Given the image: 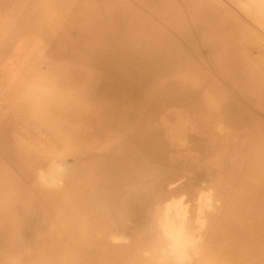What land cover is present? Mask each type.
<instances>
[{
  "label": "rangeland",
  "instance_id": "374dc122",
  "mask_svg": "<svg viewBox=\"0 0 264 264\" xmlns=\"http://www.w3.org/2000/svg\"><path fill=\"white\" fill-rule=\"evenodd\" d=\"M245 1L244 9L245 4L255 9L254 0ZM34 2L0 0V45L7 36L17 33L21 38V43L3 49L0 58V171L26 187L40 186L37 177L31 178L36 154L56 147L10 106L29 76H51L55 64L46 57L54 39L25 38L26 27H32L35 20L30 14ZM56 5L72 13L69 24L78 34L74 43L81 45L88 33L93 42L98 34L108 37L99 50L113 73L101 71L99 82L111 89L114 84L117 90L115 98H107L108 91L100 89V113L120 105L121 116H126L121 118L118 108L117 115L105 118L96 113V120H89L86 127L77 124L76 142L90 146L105 131L114 137L115 122H125L121 129L130 127L122 135L118 126L116 149L97 156V146H93L82 154L88 156L86 161L75 156L66 164L58 163L59 186L51 188L61 192L68 179L64 172L70 171L72 182L86 183L99 210L98 221L93 222L96 228L106 215L103 221L114 225L110 235L118 236L114 241L118 245L96 252L95 259L86 250L98 242L106 246L107 238L93 237L88 249H79L86 251L81 258L88 259L81 264H97L98 259L99 264L109 259L108 264H202L209 252L219 249L221 238V245L228 241L237 264H263L264 248L251 249L250 255L243 250L252 241L251 232L262 227L259 218H264V208L254 217L256 206L251 205L259 202L264 191L260 180L264 176V66L246 50L244 40L258 34L250 36L251 24L224 0H57ZM64 20L59 16L58 26ZM13 26L15 32L10 29ZM58 58L71 57L67 50ZM76 70L67 76L81 81ZM56 78L67 79L62 71ZM183 168L192 174L183 175ZM173 175L178 176L174 182L170 180ZM40 187L21 190L44 192ZM207 187L209 191L201 192ZM18 204L15 216L0 210V264H70L68 258L60 262L50 255L45 243H34L38 240L32 235L45 222L28 220L30 212L23 208L29 204ZM160 218L168 225L165 229L158 224ZM177 249L185 253L184 259L175 258Z\"/></svg>",
  "mask_w": 264,
  "mask_h": 264
},
{
  "label": "bare ground",
  "instance_id": "6f19581e",
  "mask_svg": "<svg viewBox=\"0 0 264 264\" xmlns=\"http://www.w3.org/2000/svg\"><path fill=\"white\" fill-rule=\"evenodd\" d=\"M56 1L57 0H35L36 3L34 2L35 5L33 6V8L30 11V14H33L35 16V20L32 19L33 20L32 27H29V26L26 27V31H25V38L26 39H29V38H30V40L39 39L40 41L44 40L45 42L49 41V39H51V40L54 39V43L51 44L50 49L47 51V54H46V57L50 58L48 60L53 61L55 63L53 65L54 67L52 68L53 70L49 73L51 76H42L40 74L29 76V78L26 79L21 84L22 87H21L20 93L17 94L16 97L14 96L15 99L10 104V106L13 109H15L16 112H19L27 121H29V125L32 126L33 131H35V132L38 131L41 134L42 133L45 134L47 137H50L51 140L56 144L55 149L51 150L50 152L37 153L36 156L34 157V160L32 162L31 168H30L31 175H32L31 178L33 179V178L37 177L36 178L37 182H39V185L43 186L45 188V190H44V192H40V193L21 190L24 188L37 189V188H41V187L38 185L36 186L35 185L36 183H33V187L22 186L21 184L18 185L17 183H15L14 178H12V182H11V180L9 178H7L8 175L6 173H4V171H0V188H4V190H0V204H2V206H0V210L3 209L4 211H7L8 213H10L12 215L14 214V216H15L16 210H18V208H17L19 205L18 202H21L23 204H25V203L29 204V206H26L25 208H23V210L26 209V210H28V212H30V214L28 215V217H29L28 220L34 219V218H39V219H42L43 222H45L43 228H39L37 230L35 229L36 230L35 232L33 229L34 234L32 235V237L34 240H38V241H35L34 243H36V242H42L43 244L45 243L47 245L46 249L48 250V253L50 255H55L56 256L55 258L59 257L58 261H60V262H62V261L66 262V261H68L67 260V258H68L69 259L68 262H70V264H81L85 261L88 262L87 261L88 259L85 260V259L81 258V255L84 254V252L88 251V253L92 254L91 258L95 259L96 252H98V251H100L106 247H109V246L118 245V243L114 242L117 240L118 236L113 235V234L110 235L111 231L109 230V228L114 226V225L107 223L106 221H103L104 218H106V215L103 216V218L98 223L97 228H96V226L94 225L93 222L95 220H97V218L99 216V210L95 209L96 204L94 203V201L92 200V198L90 197V195L87 192L88 187H87L86 183L85 184L81 183V181L78 182V180H75L74 182H72L74 175L70 176V171H68L66 169L64 172V175L68 179H67V184L64 185L65 187H62L61 192L57 191L60 188H58V189L51 188L52 186L53 187L59 186L58 180L60 178V173H57L58 163L60 162V163L66 164L67 161H69V160L71 161L75 156H77V159L82 158L83 161H86V158L88 156H83L82 154L84 153V150H87L93 146H97V148H96L97 156H99V154H101L103 152L112 151V150L117 148V145L115 146V142L117 141L116 136L118 135V132H117L118 126H119V129L121 130L122 135H124L125 131L127 129H129L130 127L121 129L122 125H125V122L123 124L115 122L114 123L115 130L113 133V136L115 138L112 137L110 134L107 135V131H105L100 136H98V141L93 143L92 145L90 144V146H85V145L80 144L79 142H76L75 130H76L77 124H80V125L83 124L85 126V125H88L89 120L95 121L97 118L96 113H99L100 114L99 116L102 118L107 117L111 113H114L115 115H117V108H118V113H119L120 117L122 118V117H124V116H121V114H122L121 109H123V108H121L120 105L116 106V107L109 106L111 108L110 112L105 111V112L100 113V111L102 109V105L100 103L101 101L100 102L98 101L101 98L100 97L101 95L99 94L100 89L104 90V91H108V94H106L107 98H112V97L115 98V96H114L115 92L114 91L117 90L114 84H113V88L111 89L107 85L99 82L101 71L107 72V74L109 76L113 73L110 70V68H112V67L102 57L101 51L99 50V49L105 47V46H103L104 44L102 42L105 41L106 35L98 34V36H96V38L93 42L92 38L89 39L90 34L88 33L85 36V38L82 40L81 45L74 43L75 38H78V34L76 33V30L69 24V22H71L73 20L72 19L73 18L72 13H71L70 9L67 11L68 8L59 9V7L56 5ZM224 1H226L228 3V5L230 6L231 9L234 8L237 13H240L242 16H244V18L247 19V21L251 24V28H253V29L251 30L252 32L250 31V36L255 34V33L259 34V35L256 34V36L252 37V38H250V37L246 38L244 41L247 42L246 50L247 51L250 50L249 51L250 55L252 54V55L256 56L257 58L261 59L262 64L264 66V0H254L255 9L254 8H251V9L246 8V4H245V9H244L243 4H244L245 0H224ZM74 3H75V1H74ZM17 7H19V6H17ZM231 13H233V11ZM58 15L62 19H65L62 26H58V22H57V18L59 17ZM207 19H208V17H207ZM24 20H26L25 25H27L29 19L25 18ZM17 21H18V19H17ZM196 22H197V20H196ZM20 23L22 24V22H20ZM140 23H142V22H140ZM196 25H197V23H196ZM10 29L14 32L16 31V30H14V26ZM85 31L86 30H84L83 32H85ZM203 37H205V36H203ZM6 39L7 40L5 41V44L0 45V50L5 49L9 45L21 43V38H20L19 34H17V33L13 34L10 37L7 36ZM106 39L108 40L107 36H106ZM88 40L89 41L91 40L92 44H85V41L88 42ZM227 41H228V39H227ZM164 42H165V40H164ZM34 45H35V43L33 42V46ZM234 45H235V43H234ZM237 45H235V46H237ZM101 46H103V47H101ZM67 50H68V53H69L71 58H68L65 60H60V59H64V57L62 56V58L59 59L58 58L59 54L66 52ZM35 51H36V48H35L34 52ZM238 54H240V53H238ZM45 59H47V58H45ZM232 66L235 67L234 65H232ZM74 70H76L77 72H79L81 74V79H82L81 81H77L75 79L68 78L67 74L70 76L71 74L69 72H73ZM61 71H62L63 75H65L67 78L64 81H60L58 78L55 79V75ZM85 76H87V77L89 76V77L84 79ZM192 76H193V74H192ZM91 77H93V78H91ZM111 79L115 80V78L112 76H111ZM16 83L18 84V82H16ZM164 83H167V82H164ZM102 85H103V87H101ZM209 89L211 90V88H209ZM4 111H6V110H4ZM122 111L124 112V110H122ZM110 117H112V116H110ZM124 119H126V116L124 117ZM11 122H10V124H11ZM105 123H104L105 129H108V121L106 124ZM83 125H82V127H83ZM15 127L17 128L16 125H15ZM13 128H14V126H13ZM85 129L86 128H83V130H85ZM17 132H18V130H17ZM172 136H174V135H172ZM90 137H91V135H90ZM22 155H23V152H22ZM94 157H96V156L94 155ZM14 158H16V157H14ZM41 165H44V167L47 166V169H44V167L38 169V167ZM188 168H190V167H188ZM188 168L181 169L183 175L185 173H190V172L192 174V171L189 170ZM42 170H44V171H42ZM177 177H178L177 175H173L170 178V180L174 182L175 180H177ZM31 178L29 177V179H31ZM2 179H3V181H2ZM25 179L28 180V178H25ZM221 180H223V179H221ZM260 180L264 182L263 174L260 176ZM242 185L244 186V184H242ZM208 188L209 187H207V189L203 188V191H201V192H204L205 190L207 191ZM27 193H30V194H27ZM37 194H41V197H38ZM259 196H261V198H260L258 203H254V202L251 203L252 206H256L255 209L253 210L254 217L261 214V211L264 208V191ZM251 201H252V199H251ZM205 203H206V205L208 204L207 201ZM91 209H93L94 211L92 213H90L89 215H87L86 213L91 212ZM107 213H115V212L107 210ZM12 215H11V217H12ZM36 215H37V217H36ZM116 215L117 214L115 213V216ZM259 219H261V221L263 222L262 227L257 231L258 234L255 233V230H254L255 227H254V229H253L254 231L251 232L252 241L250 244H248V246H246L247 249H243L246 252L245 255H250L249 250H251V249H259L260 250V249L264 248V233H262L264 230V218H259ZM163 223H165V220L160 218L158 224L162 229H165L168 225H163ZM12 224H14V223H12ZM32 225H33V223H32ZM67 230H68V233H66ZM243 232H245V231H243ZM70 233H72V234L70 235ZM220 234H224V233L220 232ZM101 236H103L104 238H107V241H108V242L106 241L107 245L106 246L103 245L104 241H103V243L98 242V243H95V245H93L91 247L92 249L90 248L91 250L88 249V243L91 242L92 238L94 237V239L95 238L97 239L98 237H101ZM249 237H250V235H249ZM72 238L74 239L73 241H72ZM101 240H103V239H101ZM225 241L226 242L223 245H221V242H222V238H221L219 240V249L214 250V252H209L206 259H204L202 261V264H237V262H239V260H237V258H236V261H235V258L232 259V256L230 253L231 250L229 251V249L227 247L228 241L227 240H225ZM50 242H51V244H49ZM243 242L244 241H242V243ZM100 243H101V247L99 248L98 245ZM246 243H248V241H246ZM246 247H244V248H246ZM80 248L88 249V250L79 251ZM231 249H233V248H231ZM107 254L113 255V252L112 251H106V255ZM114 254H115V252H114ZM174 255H175V258L177 260H182L185 257V253L183 251L178 250V249L175 250ZM245 255H244V258H245ZM88 256L90 257V254H88ZM242 256H243V254H240L238 252L237 257H240L243 260ZM109 258H111V257H109ZM119 258H117V259H119ZM246 259H248V258H246ZM0 260H2V259H0ZM3 261L7 262L6 260H3ZM107 262L101 263V260H100V264H108ZM259 262H260V260H259ZM153 263L154 264H174V261H171L169 263L153 261ZM153 263H151V264H153ZM97 264H99V259L97 261ZM113 264H114V262H113Z\"/></svg>",
  "mask_w": 264,
  "mask_h": 264
},
{
  "label": "crops",
  "instance_id": "0c3cea01",
  "mask_svg": "<svg viewBox=\"0 0 264 264\" xmlns=\"http://www.w3.org/2000/svg\"><path fill=\"white\" fill-rule=\"evenodd\" d=\"M4 54V50H0V58L2 57V55ZM17 96V95H16ZM15 96V97H16Z\"/></svg>",
  "mask_w": 264,
  "mask_h": 264
}]
</instances>
